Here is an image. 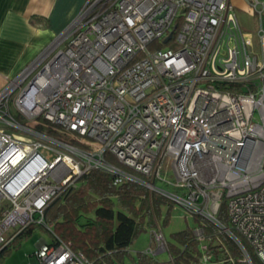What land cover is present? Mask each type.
<instances>
[{"label":"built area","instance_id":"1","mask_svg":"<svg viewBox=\"0 0 264 264\" xmlns=\"http://www.w3.org/2000/svg\"><path fill=\"white\" fill-rule=\"evenodd\" d=\"M252 5L256 41L231 0H86L0 90V251L37 224L52 238L35 264H94L43 210L101 169L195 218L197 264H264V1ZM155 222L141 252L173 261Z\"/></svg>","mask_w":264,"mask_h":264},{"label":"trees","instance_id":"2","mask_svg":"<svg viewBox=\"0 0 264 264\" xmlns=\"http://www.w3.org/2000/svg\"><path fill=\"white\" fill-rule=\"evenodd\" d=\"M111 162L119 165L112 157ZM113 176L101 169L82 175L75 187L67 188L53 197L45 206L44 219L53 234L70 242L75 251H81L94 264H113L112 256L120 260L134 238L153 228L161 217L166 223L172 212L170 200L136 182L115 185ZM221 204L218 218L223 221ZM29 226L14 241L28 236ZM175 243H169L174 264H197L198 244L192 236V227L172 234ZM227 245L237 257L239 251L228 240ZM9 247L0 251V264ZM253 261L257 260L252 256ZM139 264H159L152 255L138 253Z\"/></svg>","mask_w":264,"mask_h":264},{"label":"crops","instance_id":"3","mask_svg":"<svg viewBox=\"0 0 264 264\" xmlns=\"http://www.w3.org/2000/svg\"><path fill=\"white\" fill-rule=\"evenodd\" d=\"M85 1L0 0V90L64 29Z\"/></svg>","mask_w":264,"mask_h":264},{"label":"rangeland","instance_id":"4","mask_svg":"<svg viewBox=\"0 0 264 264\" xmlns=\"http://www.w3.org/2000/svg\"><path fill=\"white\" fill-rule=\"evenodd\" d=\"M238 20L241 27L245 31H250L256 38V33L258 29V13L253 7L254 0H231ZM257 39H255L256 41ZM163 47L174 48L175 43L173 41L168 42ZM157 186L163 189H168L162 182H158ZM178 209H173L169 219L166 223H163L162 218H159V223L162 227L164 236L169 243H175L172 234L176 231L182 230L187 226L193 227L195 225V218L184 215L183 211ZM223 221L227 223L226 208L223 207L222 211ZM32 226V231L28 236H22L16 241H12L9 245L10 252L4 255L1 264H27L31 262L35 264V259L32 253L36 250L37 246L43 241L50 242L52 234L47 230V228L37 225L30 224ZM28 226V227H29ZM26 227L25 230L28 228ZM150 229L140 232L132 241V243L124 252L122 258L119 260L117 256H112L113 264H139L138 263V253L146 249L151 242ZM24 230V231H25ZM154 259L159 264H174L170 259L167 252H160L153 256ZM104 264H111L104 262Z\"/></svg>","mask_w":264,"mask_h":264},{"label":"water","instance_id":"5","mask_svg":"<svg viewBox=\"0 0 264 264\" xmlns=\"http://www.w3.org/2000/svg\"><path fill=\"white\" fill-rule=\"evenodd\" d=\"M171 36V34H169V36L166 38V40Z\"/></svg>","mask_w":264,"mask_h":264}]
</instances>
